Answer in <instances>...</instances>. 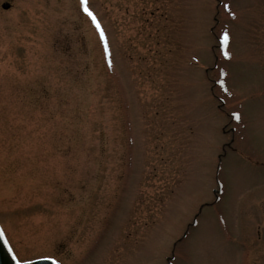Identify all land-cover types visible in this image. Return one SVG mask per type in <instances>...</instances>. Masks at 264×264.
Here are the masks:
<instances>
[{
  "label": "rangeland",
  "instance_id": "374dc122",
  "mask_svg": "<svg viewBox=\"0 0 264 264\" xmlns=\"http://www.w3.org/2000/svg\"><path fill=\"white\" fill-rule=\"evenodd\" d=\"M88 7L100 29L80 0H0V222L21 262L264 264V0Z\"/></svg>",
  "mask_w": 264,
  "mask_h": 264
},
{
  "label": "snow or ice",
  "instance_id": "6c2138e0",
  "mask_svg": "<svg viewBox=\"0 0 264 264\" xmlns=\"http://www.w3.org/2000/svg\"><path fill=\"white\" fill-rule=\"evenodd\" d=\"M80 3L83 6L84 12L92 19V21L96 24V27L98 29H100L99 22L96 20V17L94 16V14L91 12V10L88 7V0H80ZM228 7H229L228 5H225V8H228ZM101 39L105 40V46H107L106 45V38H105L104 33H103L102 30H101ZM228 40H229V35H228V33H225L224 37H223L224 44H227ZM233 115L237 119H239V116L237 114L233 113ZM0 240H2L6 245L9 244V241L6 239L5 231L2 228H0ZM8 250H9V252L12 251L10 246H9ZM13 259H16V257L13 256ZM45 259L50 260V264H59V262L57 260H55L54 258H52V257H45ZM17 264H19V261L17 262ZM29 264H30V262H29Z\"/></svg>",
  "mask_w": 264,
  "mask_h": 264
},
{
  "label": "water",
  "instance_id": "95a60500",
  "mask_svg": "<svg viewBox=\"0 0 264 264\" xmlns=\"http://www.w3.org/2000/svg\"><path fill=\"white\" fill-rule=\"evenodd\" d=\"M3 7L9 8L10 3L5 2ZM0 264H17V261L13 259L12 253L9 252L7 245L2 240H0ZM32 264H50V260L39 259L34 261Z\"/></svg>",
  "mask_w": 264,
  "mask_h": 264
},
{
  "label": "bare ground",
  "instance_id": "6f19581e",
  "mask_svg": "<svg viewBox=\"0 0 264 264\" xmlns=\"http://www.w3.org/2000/svg\"><path fill=\"white\" fill-rule=\"evenodd\" d=\"M1 224V223H0ZM14 251H15V249H14ZM15 253L17 254V256H18V253L15 251ZM18 258H19V256H18Z\"/></svg>",
  "mask_w": 264,
  "mask_h": 264
}]
</instances>
